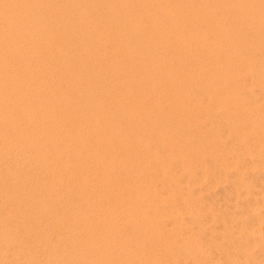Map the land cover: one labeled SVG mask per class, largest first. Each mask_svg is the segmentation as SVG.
<instances>
[{"label": "bare ground", "instance_id": "6f19581e", "mask_svg": "<svg viewBox=\"0 0 264 264\" xmlns=\"http://www.w3.org/2000/svg\"><path fill=\"white\" fill-rule=\"evenodd\" d=\"M222 85L264 101V0H0V218L34 215L11 227L38 234L19 247L55 264H197L180 118L230 116Z\"/></svg>", "mask_w": 264, "mask_h": 264}, {"label": "rangeland", "instance_id": "374dc122", "mask_svg": "<svg viewBox=\"0 0 264 264\" xmlns=\"http://www.w3.org/2000/svg\"><path fill=\"white\" fill-rule=\"evenodd\" d=\"M254 43L256 42L254 41ZM256 47L258 46L256 45ZM194 85L186 84L184 91L188 88L189 91L197 92L199 87ZM253 86L249 87L252 89L243 88L244 93L241 87L232 91L223 85L220 87L221 89H218L219 91H216L218 93H229L230 90L234 92L240 101L235 97V101L233 100L235 103H230L232 98L228 97L226 101L222 100V103H227L229 106L240 104L244 109L247 107L252 109L254 120L256 119L260 126L254 127L258 129L254 127L252 129L248 118L243 117V114L239 115L238 112L236 114L237 110L233 108L236 107L235 105L231 108H227L228 105H225L227 109L234 110H230L232 113L228 117L223 116L224 112L221 113V108L210 106V109H206L209 114L208 118L212 116L210 119L207 118L210 121L207 119L203 121L199 117L191 119L192 117L184 116L188 120L183 116L180 118L182 120L180 133L186 136L187 147L184 154L190 181L187 172L181 175L184 179V189L189 186V190L194 191L198 203V214H195V230L198 249L201 250V253L197 264H264V137L258 133L264 129L261 126L264 125V111H262L264 101L260 97L259 89L257 90L256 87L254 89ZM192 87L195 89H191ZM238 92L243 96L241 97ZM97 96L96 93V98ZM103 100H105L104 97ZM242 101H244L243 104ZM105 104L107 102L104 103L105 110L116 115V119L123 127L125 125L122 123L123 120L121 121L122 115H124L123 109L120 110L121 107L114 106L112 108L109 103L110 106L106 107ZM194 108H196L194 112L191 110L195 113L194 115L202 114L199 108ZM240 116L243 118H238ZM154 120V117L148 114L141 121L144 123ZM229 121L232 123L230 124ZM208 123L213 125L214 129L217 128V133L212 134L213 136L206 135L208 134L206 133ZM247 123L250 126H246ZM230 125L232 126L230 127ZM144 127L147 128V125L141 128H137L136 125L133 134L135 136L138 134L145 141L147 147L161 153L166 141L157 137L156 134H151L146 138V128ZM233 127L244 129L243 132L246 133L237 134ZM254 133L258 135H254ZM183 216L185 217V214ZM28 218L35 219V216L11 214V216L0 218V229L8 227L7 230L10 231L13 239V243L7 246L0 243V264H55L53 262L54 255L51 253L45 255L39 248L40 246L36 249L37 252L34 250L36 253L33 254H28L19 247V241L34 240L38 236L36 231H24L19 227H11L14 221ZM44 234L46 238H50L52 233L45 232Z\"/></svg>", "mask_w": 264, "mask_h": 264}]
</instances>
